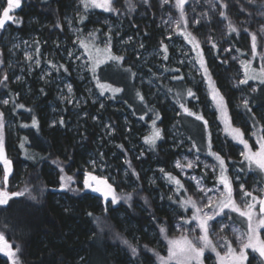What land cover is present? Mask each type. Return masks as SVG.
Instances as JSON below:
<instances>
[{
	"label": "trees",
	"instance_id": "obj_1",
	"mask_svg": "<svg viewBox=\"0 0 264 264\" xmlns=\"http://www.w3.org/2000/svg\"><path fill=\"white\" fill-rule=\"evenodd\" d=\"M215 3L219 15L221 12L225 14L226 18H221L226 26L231 22L238 30L236 33H231L227 27L229 45L238 55L240 61L250 59V33H257L258 41L263 44L261 35L255 30V21L258 20L256 13L262 9V0H253L252 3L244 0H215ZM21 8L22 10L17 14L21 15L19 18L21 23L19 25L11 23L9 25L10 33L17 31L26 37L29 32L33 31L38 34V38L45 41L41 45V49L44 51L51 49L49 44L53 39L63 40L67 44L71 43L64 25V17L70 8L69 0H21ZM128 14L125 23L126 31L122 33V37L129 34L134 37L138 35L145 51L156 50L163 56L161 42L168 45L167 55L169 58L162 59L165 64L162 69L163 77L161 80L156 79V84L166 101L161 103V100L154 99L155 102L151 103L145 99V96L144 102L140 101L136 93L139 92L143 96L144 89L142 90L138 85L136 75L133 77L124 69L131 68V72L135 73L146 67H139V69L140 62L132 57L133 54L123 55L125 62L119 66V69L127 74L135 102L129 103L118 93L115 98L108 101L113 103V106H105L103 111H98L95 106L92 109L87 107V115L82 120V127L76 131L70 130L66 124L49 125L47 109L54 100L52 87L27 75L23 82H13V74L8 71L6 66L7 48L3 47L2 43L4 31H0V61L2 62L0 79L5 75L9 77L4 84H0V97L4 96L9 100V104L2 107L0 112H3L4 117L11 120L13 125L12 131L5 127L4 134L5 154L12 161L13 168L9 178V190L19 191L28 187L32 194L37 195L36 201L31 200L28 196L17 197L10 201L8 206H0V232L5 234V238L14 248L17 245L21 247L20 256L23 264H157L155 255L146 251L145 245L159 251L160 255L164 256L165 254V249H159L156 242L158 239L161 243H165L158 237L157 225L165 222L171 225L170 215L165 208L166 193L162 181L149 183L148 177L152 174L153 168L170 169L172 161L178 154L177 149L171 148L172 144L169 141L170 124L175 123L177 130H180L192 144L195 142L203 148L207 141V133L204 131L202 122L183 115L175 92L182 94L180 102L187 103L188 107L190 105L197 107L198 112L210 123L215 118V114L208 115L202 108L207 98L203 93L201 82L198 83L195 78L194 81L188 79L185 70L179 69L178 65L173 64L170 56L178 53L177 49L169 44V40L164 39L162 31L155 26L154 20L151 17L146 20L137 19L131 12ZM29 16L47 24L40 31H36L35 25L26 27L25 20ZM85 23L92 22L86 20ZM245 28L248 29V32H244ZM174 37V40L184 43L182 38L176 35ZM81 38L86 43L93 41L83 35ZM95 43L98 44V41ZM112 45L114 48L113 42ZM201 47L204 49L205 60L208 63L212 80L228 104L232 123L246 133L247 128L253 127L250 117L255 115L259 121L257 126L264 128V92L260 90L264 88V85L249 81V85H239L237 89L231 88L223 73L226 63H222L225 59L218 46L216 49H211V46L201 45ZM261 48L258 46L257 53L261 51ZM57 61L60 65H64L62 61ZM66 67L69 66L66 65ZM253 67H257L254 61ZM175 69H179V71H174ZM63 73L79 91V85L73 79L72 74L64 71ZM190 75L192 78L194 77L193 73ZM173 76H183L184 79L174 80ZM252 85L257 91L250 90ZM116 87L122 88L123 86L118 84ZM169 88L172 89L171 92L168 91ZM188 88H191L199 99L187 98L186 90ZM42 89L43 91H41ZM240 94L242 98L239 99L238 95ZM111 95L109 93V96ZM245 98L249 100L252 113H248L243 108L242 103ZM20 104L25 107L19 108ZM171 106L176 108L180 115L174 118L169 112ZM26 109H31V111ZM94 112H97L100 118L107 117L110 121L114 129L112 140L115 145H106V140L101 135L99 127L91 119ZM129 113L132 122L130 129L134 130L140 141L143 140L144 135L142 129L137 128L134 123L141 122L142 125H145L146 120L151 116L155 117L157 113L161 118L157 121V126L163 130L164 138L157 143L154 151H141L138 155L139 158L133 156L130 150V142H137L138 139L130 137V133L125 132L124 123L121 120V116ZM33 116L39 122V130L21 126L23 124L31 125ZM140 116H144V119H139ZM183 118H191L200 125L203 131L202 140L196 139L192 131L184 126ZM65 119H68L66 113ZM243 120L246 124L240 122ZM70 121L72 122V119ZM211 135L213 148H216L218 140L212 133ZM22 143L24 144L23 148L21 147ZM222 143L220 155L225 159V162L228 164L236 160L234 146L229 145L224 137ZM100 150L103 152L102 159ZM90 152L99 158L104 166L109 167L107 171L112 174L118 193L127 194L135 189L137 194L134 195L132 207L121 201L118 205L109 206L105 212L103 198L98 193L88 191L81 195H73L72 193L52 191L59 187L58 164L64 167L68 175H74L77 179L76 186H82L80 178ZM142 152L143 155H140ZM42 157L44 158L42 159ZM126 160L131 162V167L125 162ZM105 170L104 168V173ZM122 170L127 171V184L122 177ZM133 171L139 175V179L132 175ZM166 184L170 186L167 182ZM40 188L45 189L42 196L38 194ZM158 192L162 195L161 201L155 196V193ZM140 197H147L150 207L145 206L144 200ZM66 208L70 211H65ZM88 212H92L94 216H88ZM153 215L157 218L156 221L152 220ZM95 217L100 218L99 223L96 222ZM117 234L133 244L138 242L139 255L137 257L134 258L129 248L116 238ZM0 264H8V262L0 256Z\"/></svg>",
	"mask_w": 264,
	"mask_h": 264
},
{
	"label": "snow or ice",
	"instance_id": "obj_2",
	"mask_svg": "<svg viewBox=\"0 0 264 264\" xmlns=\"http://www.w3.org/2000/svg\"><path fill=\"white\" fill-rule=\"evenodd\" d=\"M170 2L171 0H162V3L165 5ZM249 2L252 3L253 0H249ZM80 3L83 5L85 12L90 9H100L105 13L113 14L120 12V8L117 7L119 0H80ZM125 3L131 11V0H125ZM144 3L147 4L148 0H144ZM186 3H188V0H174L175 8L179 11V21L175 22L173 32L191 46L190 50L195 53L193 59L195 63L199 65L197 71L201 72L203 80L208 85L209 96L214 104L215 110L220 114L222 122L229 131L231 139L242 146L240 149V156L242 159L238 161L240 167L235 170L238 173L258 172L264 174V128L257 127L259 121H257L255 115L250 117L254 129L250 134L251 138H254V144H250L249 139L245 138V131H242L240 127L233 126L225 97L221 94L219 89L216 88L215 82L212 80L211 73L209 72L208 63L204 56V49L201 47L202 41L199 40L195 34V32H199L201 29L197 28L195 31L189 30V22L185 14ZM223 6L226 7V5ZM19 8H21V0H6V6L2 8L3 14L2 17H0V31L6 30L7 22H14L17 25L21 23L14 15L10 14L14 9ZM220 15L226 18L223 12H221ZM85 18L86 17L81 14V22H83ZM194 23L199 25L200 21L194 20ZM181 24L183 27H181ZM56 26L59 27V25ZM227 27L231 33H236L238 31L231 22H229ZM244 32H248V29L245 28ZM260 32L264 33V27L260 29ZM90 35L95 37L96 34L94 32ZM250 36L252 59L241 60L239 62L243 70V77L238 80L237 86L249 85V81L264 85V54L260 57V66L258 68L253 67V60L256 58L257 48L258 46L264 47V44L258 41L257 33H250ZM167 39L172 40L173 35H168ZM36 43H38V41ZM102 43L104 46L101 48L95 43V40L87 43L84 40L79 41L80 47L84 49L82 55L88 58L85 63L89 65L88 71L91 72L93 80L96 82L99 95L105 96V93H111L112 95L108 98L113 99L116 94L123 92L124 89L113 87L108 83H102L98 75V70L102 65H108L109 70H111L113 66L119 67L125 62V58L113 52L111 28L108 29L107 38L104 39ZM141 47H143V45H141ZM216 48V43H212L211 49ZM211 49H209V51H211ZM168 50V45L162 41L161 51L164 53L163 59L165 60L169 58L167 55ZM225 51H231V48L225 49ZM237 51H239V49H237ZM36 54H40L39 48H36ZM72 55L74 54L70 52L69 57ZM25 58L30 61L34 59L32 55L27 54ZM79 58L80 57L77 56V59ZM233 59L236 58L233 57ZM226 62L227 59L225 58L222 63ZM49 63L50 67L56 71H59L60 68H63L65 73L70 71V68L64 65H59V67H57L55 64H51V62ZM35 65L39 67V59L35 60ZM124 71L131 73L133 77L136 75L131 72V68H126ZM174 71L178 72L179 69H175ZM50 74L51 73H49V75ZM8 79L9 77L5 75L0 79V84H4ZM172 79L183 80L184 77L173 76ZM250 90L252 92L257 91L256 88H250ZM260 90L264 92V88ZM41 91H43V89ZM67 91L70 94L72 93L73 89L71 85L67 87ZM168 91L171 92L172 89L169 88ZM136 96L139 97L142 103L144 102V96L139 92L136 93ZM177 96V103H179L183 115L193 117L196 121L203 123L204 131L207 133V145L205 146L206 154L211 156L216 163L213 165L204 164V168H211V175L205 172L203 178L190 176L188 181L183 182L178 176L173 175L171 172H166L164 168L159 169L161 178L169 185L173 186L171 188L173 194L167 196V199L172 204L177 205L173 211L181 216L177 226L180 234L178 236H170L169 232L171 230V225H168L166 222L160 223L157 225L158 237L166 243L167 255H160L159 251L149 248L147 245L144 246L145 250L155 255L157 264H205L206 260L210 258L206 256V252L214 254L216 264H250L249 256L251 254H258L259 264H264V232H262V230H264V187H260L256 190H248L244 183H240L237 192V189L234 188V183L239 181L241 177L239 175L232 177L225 164V159L217 151L213 150L212 135L208 132L209 122L203 115L189 108L187 103L180 102L182 98L181 93H177ZM186 96L189 99H199L191 88L186 90ZM2 103L8 105L9 100L5 99ZM18 107L23 109L25 106L20 104ZM101 107H103V104H101ZM243 108L248 113H252L247 98L243 100ZM26 110L29 112L31 111V109ZM177 115H180V113L178 112ZM139 119L143 120L144 116H140ZM150 119H152L151 132L144 137V143L148 145L149 150L154 151L157 146V141L164 138V133L163 130L157 126V121L161 119L159 114H155V117H150ZM59 124L63 125L64 120L60 119ZM21 126L26 128L32 127L39 130V122L35 116L31 118V125L23 124ZM4 134L5 118L4 113L0 112V163L3 164L2 179H0V206H8L9 202L17 197L28 196L31 200L36 201L37 195L32 194L31 189L28 187L19 191L9 190V177L12 175L13 168L12 161L5 155ZM25 142L27 141L25 140ZM21 147H24L23 143ZM202 150L204 149L195 142L188 149L189 152L195 151L197 154ZM140 155H143V152ZM43 158L44 157H42V159ZM101 158H103L102 153ZM125 162L131 167L130 161L126 160ZM198 163L199 156L197 155L196 160L176 161L175 168L179 169L182 173L185 168L195 170ZM58 167L60 172L58 177L59 187L52 189V191L72 193L73 195H81L88 191L91 193H98L99 196L103 198L105 212H107L109 206L118 205L121 201L127 203L129 207H132L134 195L137 194L135 189H133V192L127 194L118 193L117 186L111 177L97 173L98 165L96 160L91 161L90 169H84L82 171L80 178V184L82 186H76L77 179L74 175H68L62 165L58 164ZM132 175L137 176V179H139V175L135 173V171L132 172ZM213 177V185L209 187L207 185V180L213 179ZM191 181H195L194 186ZM44 190V188H40L38 194L42 196ZM237 196L239 199H237ZM140 198L144 200L145 206L150 207V202L147 197ZM65 211H70V209L66 208ZM232 213L236 214L235 218L231 215ZM87 215L90 217L94 216L92 212H88ZM99 219V217H95L97 223H99ZM152 220L156 221L157 218L153 215ZM224 220L232 221L233 224L238 223L240 225V227L232 228V233L235 237L234 240L229 239L227 236L220 235L227 227V225L223 223ZM186 225H191L192 227L186 228ZM216 229H219V232H217ZM214 235L218 237L216 241L212 238ZM116 238L121 240V242L129 248L134 258L139 255L138 242L137 244H133L120 234H117ZM21 251L19 245L14 248L5 238V234L0 232V253H3V255L7 257V261L10 262V264H23L20 256ZM255 258V255H253V259Z\"/></svg>",
	"mask_w": 264,
	"mask_h": 264
},
{
	"label": "rangeland",
	"instance_id": "obj_3",
	"mask_svg": "<svg viewBox=\"0 0 264 264\" xmlns=\"http://www.w3.org/2000/svg\"><path fill=\"white\" fill-rule=\"evenodd\" d=\"M249 2V0H244ZM262 9L258 10L257 21H255V30L261 35L264 44V33L260 32V29L264 27V0H262ZM70 8L69 12L64 17V25L71 39V43L67 44L65 41L60 40L57 41L53 39L50 41V50L41 49V45L45 43V41L41 38H38V34L29 32V34L24 37L19 32L14 31L12 33L9 32V25L14 22L6 23V30L4 31V36L2 38L3 47H6L7 52V69L10 73L13 74L12 79L14 83H21L24 80V77L30 76L34 77L35 80L40 83L49 85L53 88L54 100L48 105V122L50 126L55 124H59L60 119L64 120V124L68 126V128L72 131H76L80 127H82V120L87 115V107L91 108L95 106L98 111H103L105 106H113V103L109 101V93H105V96L99 95V89L96 86L95 80H93L91 72L88 71L89 65L85 63L88 59L86 56L82 55L84 49L80 47L79 41L82 40L81 35L90 40L98 41V45L102 48L104 45L102 41L107 38L108 29H112V42L114 44L113 52L117 55H132L133 58L137 59L140 64L139 67H146L144 70L136 71V80L140 88L144 91V95L151 103H154V99L161 100V103L166 101L163 96L162 91L156 84V79L161 80L163 77L162 69H164L163 55L156 50L145 51L141 45L140 38L138 35H125L122 37V33L126 31L125 23L127 22L128 13L131 12L137 19L146 20L148 17H151L154 20L155 26L162 31V35L164 39L168 40V35L172 34L173 39L169 40V44L175 47L178 53L172 54L173 64L179 66V69H184L185 74L188 79L194 81V78L198 83L201 82L203 93L206 95V103H203L202 108L206 110V113L215 114V118L212 119L211 123L209 122L208 132H211L217 141L215 145L216 148H213L214 151H217L219 154L221 153V144H223V137L225 140L229 142V145H233L235 149V159L230 163H226V166L229 169V174L232 177L239 175L241 179L234 183V188L237 189L240 183H244L246 189L248 190H256L260 187H264V174H260L258 172H240L238 173L235 169L239 168L240 165L238 161L242 159L240 156L241 145H238L235 141L231 139L229 135V131L226 129L225 124L222 122V118L220 114L215 110L214 104L209 96V88L208 85L202 78L201 72L197 71L199 65L195 63L193 57L195 53L190 50V45L186 42L181 43L180 40H174V32L175 22L179 21V11L175 8L174 0L167 5L162 3V0H148V3L145 4L144 0H131L132 10H129L128 5L125 3V0H119V4L117 7L120 8L119 13H105L100 9H90L85 12L83 5L80 3V0H69ZM6 6V0H0V17H2V8ZM22 8L14 9L11 15H14L16 19L21 15H17L20 13ZM99 11L100 13H98ZM23 13V12H22ZM26 12L24 11V14ZM81 14H83L86 18L81 22ZM185 14L186 19L189 22V30L195 31V29L200 28L201 31L195 32L198 39L202 41L203 46H211L212 43H216L219 50L222 52L224 59H227L226 67L223 70L225 77L229 86L233 89L238 88V80L243 77V70L240 66V60L238 55L232 49L227 41V26L224 20L219 15V11L217 9L215 0H188V3L185 4ZM86 20H90L92 23H85ZM194 20H199L200 24L196 25ZM47 23L37 21L35 17L29 16L25 20L26 27H30L32 25L36 26V31H40ZM181 27L183 25L181 24ZM95 32V37L91 36V33ZM37 39V40H36ZM38 41V43H36ZM132 43V44H131ZM48 44V43H47ZM36 48L40 49V54H36ZM231 48V51H225V49ZM73 53L71 57H69V53ZM1 53V52H0ZM32 55L34 57L33 60H27L25 56ZM187 54V55H185ZM250 59H252V53L250 52ZM264 54V47L261 48V51L256 54L255 60H253L257 67L260 66L261 55ZM77 56L80 58L77 59ZM58 57V58H57ZM235 57L236 59H233ZM57 58V59H56ZM40 60V65L37 67L35 65V60ZM62 61L64 66H69L70 74H72L73 79L79 85V91L76 90L74 85L69 81L67 75L63 73V68H60L59 71H56L52 67L51 64H55L59 67V62ZM183 61V62H181ZM1 62V61H0ZM98 70V75L100 76V80L102 83L111 84L113 87H116L118 84L122 85L124 91L120 93L121 97L127 100L129 103H134L135 98L130 89V83H128L127 74L124 71H121L119 67L113 66L111 70H109L108 65H102ZM1 67V63H0ZM140 69V68H139ZM1 72V69H0ZM49 73H51L49 75ZM190 73H193L194 77L192 78ZM71 85L73 91L72 93H68L67 87ZM251 88H255L254 85ZM26 93L27 90H26ZM178 93V92H177ZM175 92V96H177ZM178 98V96H177ZM238 98H242L241 94L238 95ZM6 98L0 97V109L5 107L2 103ZM154 101V102H153ZM103 104V107H101ZM137 104V103H136ZM243 104V103H242ZM64 108H61V107ZM138 107V106H137ZM193 111L198 112L197 107L194 105H190ZM169 112L173 115V117H177L178 110L176 108H169ZM65 113L68 115V119H65ZM199 113V112H198ZM130 115V116H129ZM202 115V114H201ZM185 116V115H184ZM5 118V117H4ZM154 118V116H151ZM72 119V122L70 121ZM91 119L96 125L99 127L101 135H103L104 140H106L107 146L115 145L112 140V135L114 133V129L111 126L110 121L107 117L100 118L97 112L92 113ZM131 114L121 116V120L124 123L125 132L130 133V137L138 139V135L134 132V130L130 129V121ZM148 120V121H147ZM146 120V124L142 125L141 122H136L134 125L137 128L142 129V133L144 137L149 135L151 132V124L152 119L150 117ZM184 126L192 131V134L196 139H201L202 129L198 123L193 121L191 118H183L182 120ZM243 124H246L245 120L240 121ZM203 124V123H202ZM233 124V123H232ZM12 122L5 118V127L9 131H12ZM234 127H237L233 124ZM260 128L259 126H257ZM242 130V129H241ZM254 130L252 128H247V132L245 133V138L249 139L250 144H254V138H251V131ZM170 137L169 141L171 142L174 150H178L177 156L172 161L170 169H165L166 172H171L173 175L178 176L181 181H188L190 176H196L199 178L204 177V173L207 172L211 175V168H204V164L213 165L216 161L213 160L211 156L206 154V145L207 141L203 147V152L197 154L195 151L189 152L188 149L191 147L192 143L188 142V139L185 135L181 133L180 130H177L176 124H170L168 129ZM243 131V130H242ZM129 137V140H130ZM202 140V139H201ZM160 141V140H159ZM157 141V143L159 142ZM130 150L133 156L138 157L141 151H149L148 145L144 143V138L142 141L138 139L137 142H130ZM103 152L100 150V154ZM6 155V154H5ZM88 158L86 160V165L83 167L84 169L91 168V161H97V173L102 174L107 177H111L114 180L112 174L108 172V166H104L99 158H97L91 152L88 154ZM197 155L199 156V163L195 170H190L185 168L181 173L179 169L175 168L176 161H191L196 160ZM102 159V158H101ZM102 168V172H101ZM105 173L103 172V169ZM160 168H153L152 174L148 177L149 183H155V181H162L164 191L166 193V198L169 195H172L171 188L172 185L167 186L166 181L161 178V173L159 172ZM157 174H155L156 172ZM3 173V164L0 163V179H2ZM122 177L126 181L127 184V171L122 170ZM10 178V177H9ZM213 179L207 180V185L211 187L213 185ZM115 183V181H114ZM193 186L195 185V181H191ZM131 185V183H128ZM60 192V191H57ZM158 200L161 201V193H155ZM182 198V197H181ZM237 199L239 197L237 196ZM177 205L172 204L168 199L165 203L166 211L170 215V223L171 230L170 236H178L180 233L177 229V226L180 222L181 216L173 211ZM182 211V210H181ZM234 218L236 217L235 213L231 214ZM239 219V218H237ZM223 223L227 225L224 232L220 233L222 236H227L229 239H235L232 228L240 227V225L233 224L232 221L224 220ZM186 228H191V225H186ZM219 232V229H216ZM264 232V230H262ZM214 241L218 239L217 236L212 237ZM222 243V241H221ZM156 245L159 249L164 248L165 254L167 255V245L166 243H161L160 240L157 239ZM235 246V245H234ZM250 252V250H249ZM253 255H255V259H253ZM0 256L6 259L3 253H0ZM206 256L210 257L206 260L205 264H216L214 254L210 252H206ZM250 264H259V256L258 254H251L249 256ZM8 262V261H7ZM10 264V262H8Z\"/></svg>",
	"mask_w": 264,
	"mask_h": 264
}]
</instances>
